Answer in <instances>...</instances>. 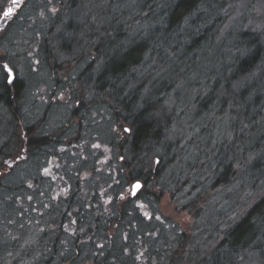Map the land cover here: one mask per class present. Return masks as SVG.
I'll return each instance as SVG.
<instances>
[{
	"label": "rangeland",
	"instance_id": "374dc122",
	"mask_svg": "<svg viewBox=\"0 0 264 264\" xmlns=\"http://www.w3.org/2000/svg\"><path fill=\"white\" fill-rule=\"evenodd\" d=\"M3 1L6 5L9 0H0V9ZM71 1L23 0L16 20L7 25L4 50L6 54L17 57L6 56V63L15 77L24 83L22 105H27V113L32 120L27 123L20 119V124H15L10 120L9 110L0 105V164L9 158L3 166L2 171L6 172L0 183V264H14V261L19 264H148L144 254L147 249V239L143 236L145 230L152 228L155 235L149 243L157 247L166 244L170 251L175 252L185 249V241L179 246L177 240V246L171 248L175 233L170 237L171 228L165 223L186 235L187 240L196 238L198 229L207 224L201 223L200 216L204 210L202 201L207 197L202 194L198 199L200 191L198 187H192L188 175L190 164L195 162L194 152L186 149L182 153V162L178 161L176 165L174 161L169 163L168 157L160 159L157 152H147V156L137 159V172L147 177V183L137 197L127 203L125 209L130 211V216L121 223L116 222L120 215L119 206L130 198L135 183L128 178L129 172L135 169L126 150L129 127L124 116L115 115L117 105L110 104L109 95H103L104 89H100L101 85L97 82L99 70L96 69L95 76H91L92 72L82 76L83 69L92 63L91 59L94 60V54L88 57L85 52V58L77 62H70L65 56L57 58L59 53H64L62 33L67 32L79 40L86 38L83 31H75L84 18L77 15ZM249 1L241 0L235 12L238 13ZM79 2L82 3L79 8H85V3ZM257 5L259 11L252 17L249 27L258 29L256 32L261 34L264 31V0H257ZM226 30L223 28L224 32ZM71 36L66 40L67 47L72 43ZM48 39L60 42L59 53L54 50L53 57L50 55L48 61L40 56L29 57L38 47H47ZM221 53L220 58L225 63L230 62L229 52ZM216 54L211 53L201 62L202 68L190 77L184 76V79L192 82L199 76L205 78L211 70L217 72L220 58L215 60ZM142 77L138 75L135 83L141 84ZM214 78L203 80L202 84L206 85ZM169 81L173 84L176 78H169ZM200 84L199 81L198 86ZM196 88L190 90L191 93L185 91L179 102L173 98L175 89V93L169 94L168 98L163 96L164 104L157 116L161 117L162 110L166 116L178 110L175 112L178 116L185 112L183 117L186 113L187 117H191L195 105L190 102L198 93ZM31 123L37 125L35 133L44 135L48 141H44L43 147L21 152L20 149L26 147L25 141L30 138L26 126ZM181 129L177 131L174 128L172 132H177H171L169 139H179L181 149L185 150L188 144H182L186 135ZM6 154L9 157H5ZM162 165L166 175L165 182L159 186L155 173ZM171 167L174 168L171 170ZM171 181H181V186L173 187ZM72 187L73 202H69L67 209L66 201ZM234 195L231 196L229 191L223 192L215 200L213 209L224 212L226 207L230 210L229 217L234 219L236 211L245 208L246 202L239 200L247 199L244 194ZM232 199L237 204L233 210ZM62 213L61 227L70 230V235H75L73 229L78 224V215L83 214L85 219L81 226L77 225L84 235L82 244L70 253H65L69 244L63 232L60 234L61 238H65L62 247L53 250V239L60 231L55 215ZM71 213L75 215L73 219ZM206 231L202 227L198 236L203 248L218 233L214 227ZM132 245L133 250L129 249ZM168 250L162 246L160 252L157 249L154 255L164 259ZM26 253L31 255L28 261L25 260L28 257ZM155 259L152 258L150 264H162L163 260ZM236 264L243 263L237 261Z\"/></svg>",
	"mask_w": 264,
	"mask_h": 264
},
{
	"label": "trees",
	"instance_id": "16d2710c",
	"mask_svg": "<svg viewBox=\"0 0 264 264\" xmlns=\"http://www.w3.org/2000/svg\"><path fill=\"white\" fill-rule=\"evenodd\" d=\"M81 1L85 8H79L82 4L79 0H72L71 7L84 18L75 31H83L86 38L75 39L64 32L61 34L64 53H59L60 42L54 50L58 51L57 56L80 53L83 59L85 52L88 57L94 54V60H90L92 63L84 68L82 76L91 72V76L96 75V69L99 70L97 82L100 89H104L103 95H109L110 104L117 105L115 115L126 118L125 123L129 127L126 150L135 166L129 172L130 182H141L144 189L147 177L137 172L136 160L147 156V152H157L160 159L168 157L169 163L174 161L176 165L181 161L182 153L190 149L195 156L188 174L191 185L198 187V199L202 194L207 197L202 201L204 210L200 215L201 223L207 224L202 227L207 231L214 227L218 231L215 238L207 241L209 248H206L208 244L203 248L199 242L201 238H198L202 227L198 229L196 238L187 240L186 235L165 223L171 228L169 236L175 233L171 248L177 246V240L178 245L185 241V249L174 252L166 244L157 247L149 243L155 235L152 228L145 230L143 236L147 239V249L144 254L148 264L154 257L160 262L163 260L162 264H233L234 260L235 264L237 261L264 264V31L260 34L256 32L258 29L249 27L252 17L259 11L257 0H250L238 13L235 11L241 0ZM223 28L227 30L224 32ZM68 36L78 40L73 44L78 45L79 52L66 46ZM221 51L229 52L230 62L225 63L220 58ZM213 52H217L215 60L220 58L217 72L211 70L205 78L199 76L192 82L184 79V76L190 77L202 68L201 62ZM203 69L207 70V67ZM138 75L143 76L141 84L135 83ZM169 78H176V81L172 84ZM208 78L214 79L203 85V80ZM199 81L201 84L198 86ZM194 88L198 93L190 102L195 105L191 117H187V113L183 117L185 112L178 116L175 113L178 110L169 116L162 110L161 117L157 116L164 104L163 96L168 98L175 89L173 98L179 102L185 91L191 93ZM6 103L14 105V99L8 93ZM174 128L177 131L183 129L186 139L182 144H188L185 150L181 149L179 139H169L170 134L177 132H172ZM27 144L31 147L30 141ZM4 163L0 164V183L6 172L2 171ZM163 165L155 173L159 186L165 182ZM171 183L176 188L181 186V181ZM72 191L73 187L69 192V205L73 202ZM226 191L233 197L234 194L247 196V199L239 200L246 202H242L245 208L236 211L234 219L229 217L230 210L226 207L224 212L213 209L215 200ZM134 198L130 196L125 204L119 206L117 223L130 216L125 207ZM233 208H237L235 199L231 203V210ZM71 214L73 219L75 215ZM57 215L60 231L53 239L55 250L61 248L65 240L60 237L62 231L70 234V230L62 229L61 215ZM84 220V215L79 214L77 225L81 226ZM64 223L65 220L62 225ZM157 223L160 224L159 221ZM77 225L73 229L75 235L64 233L69 244L65 253L77 250L82 244L84 235ZM190 243L195 244L188 245ZM162 246L169 249L164 259L154 255ZM189 246L193 248L188 250ZM133 248L132 245L129 249ZM26 255L25 260L28 261L31 255Z\"/></svg>",
	"mask_w": 264,
	"mask_h": 264
},
{
	"label": "flooded vegetation",
	"instance_id": "af4514ba",
	"mask_svg": "<svg viewBox=\"0 0 264 264\" xmlns=\"http://www.w3.org/2000/svg\"><path fill=\"white\" fill-rule=\"evenodd\" d=\"M23 0H9L6 5L3 1L2 5H1V9H0V105H4L10 112L12 119H10L13 123L18 124L20 119L21 121H26L27 123L29 121H31L32 119L29 117L28 113H27V105H22V98H21V93L23 91L24 87V83L22 80H20L19 77H15V73L12 70L11 76L9 77L8 74L5 72L4 70V65H7L6 63V56L9 57H17L14 54L9 55L5 53V45H6V37L5 34L8 31L7 25H9L8 22H12L13 19L16 20V14L18 13L19 9H20V5L21 2ZM9 9H11V14L8 16H5L4 13L7 12ZM75 41L78 40H72V43L70 44V50L71 51H80V48L77 47V44H73L75 43ZM57 41H54V39L50 40L48 39L47 41V47H45L43 49V46L38 47V49L33 51V54H31L29 57H37L40 56L42 59H49L50 55L53 57V53H54V49L57 46ZM67 46V45H66ZM75 55L73 56H65L67 58L68 61L70 62H77L82 60L83 58L80 56V53H74ZM82 55V54H81ZM63 56H57V58H60ZM40 58V59H41ZM37 65V64H36ZM35 65V66H36ZM38 66V65H37ZM84 70V69H83ZM83 72V71H82ZM8 79H11L12 82L9 83ZM17 85H19V87H17ZM6 93L9 94V96L12 95L13 99H14V105H7L6 103ZM20 124V123H19ZM30 128V130L28 131V127ZM26 126V133H28V135H30V138L28 140L25 141V146L26 147H22L20 149L21 152H27L29 148H31V150L34 149H38L40 147L45 146V142L44 141H48V139L44 136V135H37L35 133L36 130V124H29ZM20 141V140H18ZM28 141H30V146L28 147ZM32 142V144H31ZM21 146V144H20ZM17 147V145H16ZM9 155V154H8ZM9 159V158H8ZM7 159V160H8ZM4 164H7V161H4ZM9 165H7L8 167ZM68 198L66 201V207L67 209H69L68 207ZM61 217H64L63 213L60 214ZM57 215V216H60ZM56 221H58V219H56ZM63 234L66 233L68 235L69 232L66 231H62ZM53 250H55L53 248Z\"/></svg>",
	"mask_w": 264,
	"mask_h": 264
},
{
	"label": "snow or ice",
	"instance_id": "6c2138e0",
	"mask_svg": "<svg viewBox=\"0 0 264 264\" xmlns=\"http://www.w3.org/2000/svg\"><path fill=\"white\" fill-rule=\"evenodd\" d=\"M10 14H11V9H9L7 12L4 13L5 16H8ZM3 67H4L5 72L10 77L11 76V73H12V70L8 67V65H4ZM8 82L11 83L12 80L11 79H8ZM135 187L138 189V188H140V185L137 184Z\"/></svg>",
	"mask_w": 264,
	"mask_h": 264
},
{
	"label": "water",
	"instance_id": "95a60500",
	"mask_svg": "<svg viewBox=\"0 0 264 264\" xmlns=\"http://www.w3.org/2000/svg\"><path fill=\"white\" fill-rule=\"evenodd\" d=\"M137 184L140 185V188H138V189L135 187ZM141 188H142V183L141 182L134 183L133 186H132V190H131V197L134 198L139 193Z\"/></svg>",
	"mask_w": 264,
	"mask_h": 264
}]
</instances>
